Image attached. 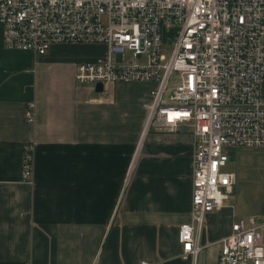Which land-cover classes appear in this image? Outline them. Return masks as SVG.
Here are the masks:
<instances>
[{"label": "crops", "instance_id": "crops-1", "mask_svg": "<svg viewBox=\"0 0 264 264\" xmlns=\"http://www.w3.org/2000/svg\"><path fill=\"white\" fill-rule=\"evenodd\" d=\"M106 57L102 44H53L43 55L7 49L0 24V264H192L177 240L190 220L192 132L145 127L154 82L100 93L78 85L76 64ZM29 102L33 122L24 118ZM241 221L225 203L209 213L196 264H217L220 239Z\"/></svg>", "mask_w": 264, "mask_h": 264}, {"label": "built area", "instance_id": "built-area-1", "mask_svg": "<svg viewBox=\"0 0 264 264\" xmlns=\"http://www.w3.org/2000/svg\"><path fill=\"white\" fill-rule=\"evenodd\" d=\"M0 24L7 49L43 55L59 43L104 45L105 60L76 64L79 84H156L145 127L187 125L193 135L190 220L177 240L180 257L196 264L206 216L234 191L229 150L264 148V0H0ZM24 118L34 121V102ZM32 160L26 142L23 181ZM251 222L232 223L217 264H264V222Z\"/></svg>", "mask_w": 264, "mask_h": 264}, {"label": "rangeland", "instance_id": "rangeland-1", "mask_svg": "<svg viewBox=\"0 0 264 264\" xmlns=\"http://www.w3.org/2000/svg\"><path fill=\"white\" fill-rule=\"evenodd\" d=\"M173 35L174 31L167 33L166 38ZM164 43L161 51L169 57L172 51V46L167 45L170 41L165 39V37ZM103 94L105 93H102L101 95ZM94 95L98 94L95 93ZM152 127L157 131L163 132H173L175 130H170L162 126ZM142 143L143 139L140 148ZM229 154L231 156L224 170L233 172L236 179L234 191L224 203L231 207L235 220L238 221L242 219L246 225L249 218H254L256 220L264 219V148L237 146L232 150H229ZM135 156L137 157L138 155H131L129 167L134 160L136 162L137 158L135 159ZM134 169L135 165L129 171L128 178L131 179Z\"/></svg>", "mask_w": 264, "mask_h": 264}, {"label": "water", "instance_id": "water-1", "mask_svg": "<svg viewBox=\"0 0 264 264\" xmlns=\"http://www.w3.org/2000/svg\"><path fill=\"white\" fill-rule=\"evenodd\" d=\"M94 90H95V92H98V93L102 92L103 91V85H102V83L98 82L95 85Z\"/></svg>", "mask_w": 264, "mask_h": 264}]
</instances>
